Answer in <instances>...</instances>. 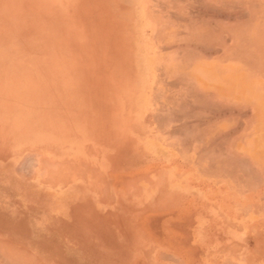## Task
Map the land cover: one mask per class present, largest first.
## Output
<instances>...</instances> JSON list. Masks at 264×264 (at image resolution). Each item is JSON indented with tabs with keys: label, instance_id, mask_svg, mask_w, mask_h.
Segmentation results:
<instances>
[{
	"label": "crops",
	"instance_id": "crops-1",
	"mask_svg": "<svg viewBox=\"0 0 264 264\" xmlns=\"http://www.w3.org/2000/svg\"><path fill=\"white\" fill-rule=\"evenodd\" d=\"M115 11L97 0L103 47L78 96V252L264 264V0H123L121 52ZM17 188L0 167V264L34 248Z\"/></svg>",
	"mask_w": 264,
	"mask_h": 264
},
{
	"label": "rangeland",
	"instance_id": "rangeland-1",
	"mask_svg": "<svg viewBox=\"0 0 264 264\" xmlns=\"http://www.w3.org/2000/svg\"><path fill=\"white\" fill-rule=\"evenodd\" d=\"M96 4L0 0L1 176L35 216L33 251L4 248L3 264H89L78 252V96L103 47ZM122 6L115 0L116 52Z\"/></svg>",
	"mask_w": 264,
	"mask_h": 264
},
{
	"label": "bare ground",
	"instance_id": "bare-ground-1",
	"mask_svg": "<svg viewBox=\"0 0 264 264\" xmlns=\"http://www.w3.org/2000/svg\"><path fill=\"white\" fill-rule=\"evenodd\" d=\"M197 1V0H196ZM203 2V1H202ZM192 7H193V5H192ZM221 8V7H220ZM190 9V8H189ZM208 9H211V8H208ZM222 9V8H221ZM223 12H225V11H223ZM222 13V12H221ZM191 14V13H190ZM198 14V13H197ZM213 15V14H212ZM189 16V15H188ZM200 16V15H199ZM207 16V15H206ZM214 18V17H213ZM179 19V18H178ZM198 19V18H197ZM205 19V18H204ZM180 20V19H179ZM183 20V19H182ZM200 20V19H199ZM189 21V20H188ZM199 22V21H198ZM220 22V21H219ZM191 23V22H190ZM212 23V22H211ZM202 24V23H201ZM222 25V24H221ZM209 26V25H208ZM217 26V25H216ZM210 27V26H209ZM220 39V38H219ZM222 39V38H221ZM214 41V40H213ZM191 43V42H190ZM187 44V43H186ZM193 44V43H192ZM192 47H194V46H192ZM191 48V47H190ZM193 49V48H192ZM209 52V51H208ZM190 53V52H189ZM184 104V103H183ZM173 111V110H172ZM182 114V113H181ZM185 115V114H184ZM220 115V114H219ZM183 117V116H182ZM180 118V117H179ZM167 121V120H166ZM181 123V122H180ZM181 128V127H180Z\"/></svg>",
	"mask_w": 264,
	"mask_h": 264
}]
</instances>
